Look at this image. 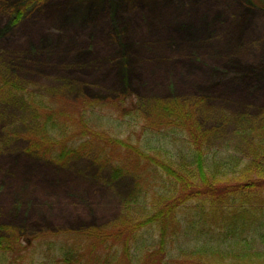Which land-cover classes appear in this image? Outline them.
<instances>
[{
  "label": "rangeland",
  "instance_id": "rangeland-1",
  "mask_svg": "<svg viewBox=\"0 0 264 264\" xmlns=\"http://www.w3.org/2000/svg\"><path fill=\"white\" fill-rule=\"evenodd\" d=\"M29 3L0 0V73L6 80L32 97H46L60 118L85 98L122 95L120 110L142 117L158 100H177L192 108L198 130L210 135L208 146L246 158L247 131L264 128V0ZM30 102L0 104V229L30 237L101 228L117 219L130 177L112 184L87 157L59 167L10 139L38 131L40 108ZM112 118L88 115L87 126L101 132L96 126L103 122L119 129ZM69 123L81 131V123ZM105 130L126 137L123 128L115 135Z\"/></svg>",
  "mask_w": 264,
  "mask_h": 264
},
{
  "label": "trees",
  "instance_id": "trees-1",
  "mask_svg": "<svg viewBox=\"0 0 264 264\" xmlns=\"http://www.w3.org/2000/svg\"><path fill=\"white\" fill-rule=\"evenodd\" d=\"M37 1L44 0L29 4ZM27 91L0 73L2 106L16 100L40 108L38 131L10 137L23 142V152L59 167L87 157L110 183L130 177L133 184L121 215L105 227L30 237L1 228L0 264H264V128L247 131L246 158L225 156L207 145L210 135L177 100H158L142 117L120 110L122 95L85 98L60 118L46 97ZM91 114L115 118L126 137L110 136L105 129H119L103 122L101 132L87 126ZM71 120L81 123L79 133ZM121 120L128 126L116 124Z\"/></svg>",
  "mask_w": 264,
  "mask_h": 264
}]
</instances>
